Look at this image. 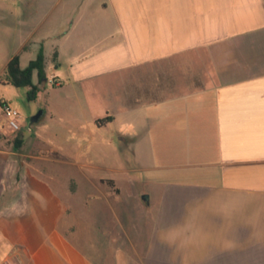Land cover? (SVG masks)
Wrapping results in <instances>:
<instances>
[{
  "label": "crops",
  "instance_id": "obj_1",
  "mask_svg": "<svg viewBox=\"0 0 264 264\" xmlns=\"http://www.w3.org/2000/svg\"><path fill=\"white\" fill-rule=\"evenodd\" d=\"M41 6L66 14L54 29L66 31L49 49L58 51L55 87L99 85L86 98L106 104L83 131L84 144L113 143L99 130L115 123V146L131 160L116 181L152 189L148 201L139 193L148 209L145 246L133 247L129 262L116 251L117 264H264V0ZM30 42L6 64L19 54L26 67L44 43L24 62ZM108 115L112 121L96 123ZM54 116L47 103L42 118ZM159 126L181 144L163 159L153 147ZM48 132L43 122L39 137L52 144ZM18 154L0 125V264H100L60 229L58 194L19 166Z\"/></svg>",
  "mask_w": 264,
  "mask_h": 264
},
{
  "label": "rangeland",
  "instance_id": "obj_2",
  "mask_svg": "<svg viewBox=\"0 0 264 264\" xmlns=\"http://www.w3.org/2000/svg\"><path fill=\"white\" fill-rule=\"evenodd\" d=\"M41 3L42 0H0V98L21 114V129L13 130L7 125L0 104L1 133L19 153V166H29L39 173L58 194L62 203L60 229L76 244L94 252L100 264H117L116 251L129 262L132 248L145 246L148 209L142 196L149 195L152 189L139 192L145 187L141 183L134 187L130 178L116 181L115 177L124 172L121 169L130 173L131 160L126 155L121 156V150L115 146V123L99 130L113 143L100 144L101 149L97 143L84 144L83 131L87 133L93 126L91 117L101 112L106 104L101 99L92 104L86 98L99 85L85 86L69 81L63 87H55L61 83L55 75L59 65L58 51L54 46L49 55V49L66 31H54L62 26L66 14L61 10L51 14L44 6L40 9ZM26 39L31 42L22 48V51L28 49L22 56L24 62L38 51L35 42L42 40L47 46V80L39 82L34 75V82L40 86L34 99H29L31 87L5 84L6 60ZM44 43L39 44V49H45ZM47 103L54 107L55 116L34 120ZM43 122L49 128L47 137L54 140L52 144L39 137V126ZM174 128L178 130V124ZM155 136L153 147L159 159H163L166 152L181 150L178 138L165 137L163 126L157 128ZM18 140L23 141L21 145L17 144ZM144 146L147 149V143ZM106 178L115 180L118 192L102 181ZM104 256L113 263H104Z\"/></svg>",
  "mask_w": 264,
  "mask_h": 264
},
{
  "label": "trees",
  "instance_id": "obj_3",
  "mask_svg": "<svg viewBox=\"0 0 264 264\" xmlns=\"http://www.w3.org/2000/svg\"><path fill=\"white\" fill-rule=\"evenodd\" d=\"M34 72H37L39 82H44L47 80L46 72V56L43 47L39 49L37 56L30 60L26 67L21 66V58L19 54H15L8 62L6 66V82L5 84H12L17 87L29 86L31 87L29 91V99H34L37 96V91L40 86L34 82ZM0 103L3 104L4 101L0 98ZM113 120V116L108 115L103 118H98L96 123L98 125H104L109 121ZM22 140H18L17 144L21 145ZM102 181L108 183L118 192L119 188L115 186V180L113 178L102 179Z\"/></svg>",
  "mask_w": 264,
  "mask_h": 264
},
{
  "label": "built area",
  "instance_id": "obj_4",
  "mask_svg": "<svg viewBox=\"0 0 264 264\" xmlns=\"http://www.w3.org/2000/svg\"><path fill=\"white\" fill-rule=\"evenodd\" d=\"M1 108L7 125L13 130L21 129V114L19 110L6 101H4Z\"/></svg>",
  "mask_w": 264,
  "mask_h": 264
},
{
  "label": "water",
  "instance_id": "obj_5",
  "mask_svg": "<svg viewBox=\"0 0 264 264\" xmlns=\"http://www.w3.org/2000/svg\"><path fill=\"white\" fill-rule=\"evenodd\" d=\"M43 114H44V110H41V111L39 112V114L34 118V120H36V121H40L41 118H42V116H43ZM143 198H144L145 200L148 201L149 196H148V195H145V196L143 195Z\"/></svg>",
  "mask_w": 264,
  "mask_h": 264
}]
</instances>
